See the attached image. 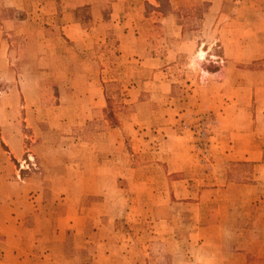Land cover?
<instances>
[{"label":"rangeland","instance_id":"rangeland-1","mask_svg":"<svg viewBox=\"0 0 264 264\" xmlns=\"http://www.w3.org/2000/svg\"><path fill=\"white\" fill-rule=\"evenodd\" d=\"M20 1L0 0V264H264V0Z\"/></svg>","mask_w":264,"mask_h":264},{"label":"crops","instance_id":"crops-1","mask_svg":"<svg viewBox=\"0 0 264 264\" xmlns=\"http://www.w3.org/2000/svg\"><path fill=\"white\" fill-rule=\"evenodd\" d=\"M49 2V1H47ZM16 8H23V0L20 1L19 4L14 3L12 4ZM215 4H212L211 9L214 11ZM80 24L77 21H72L66 25H64L62 28L66 29L68 33H66V38L70 41H76L81 39L82 37L80 33ZM225 47V45H224ZM264 50V47L262 48V51ZM202 51V50H201ZM201 55V56H200ZM200 57H202V54H199ZM247 153V155H245ZM238 159H251L250 152L249 151H243L242 154L239 155ZM220 228V226H219ZM204 240L207 239L206 236H202ZM205 241H203L201 244H204ZM258 254L264 255V237L263 240L259 244ZM246 254H248V251H231L227 247H223L222 245L219 246V248L210 249L208 255L204 259V262L201 264H246Z\"/></svg>","mask_w":264,"mask_h":264},{"label":"bare ground","instance_id":"bare-ground-1","mask_svg":"<svg viewBox=\"0 0 264 264\" xmlns=\"http://www.w3.org/2000/svg\"><path fill=\"white\" fill-rule=\"evenodd\" d=\"M201 56V55H200Z\"/></svg>","mask_w":264,"mask_h":264}]
</instances>
